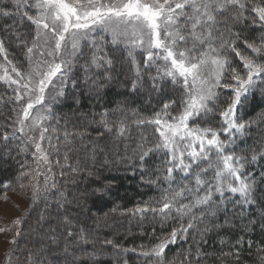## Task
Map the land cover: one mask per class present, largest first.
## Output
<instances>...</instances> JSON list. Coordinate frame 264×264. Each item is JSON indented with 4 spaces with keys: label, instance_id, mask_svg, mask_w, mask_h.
I'll return each instance as SVG.
<instances>
[{
    "label": "snow or ice",
    "instance_id": "6c2138e0",
    "mask_svg": "<svg viewBox=\"0 0 264 264\" xmlns=\"http://www.w3.org/2000/svg\"><path fill=\"white\" fill-rule=\"evenodd\" d=\"M250 3L251 0H9L11 7L0 6V17L11 18L14 23L5 25L4 32L9 34V41L14 37L16 46L26 49L29 68L25 71L22 65L8 58L5 38H0V55L3 56L0 82L13 90L14 96L9 97L8 102L14 100L17 105L13 109L12 131H5L0 139L5 143L10 139L18 140L22 145L21 152L29 151V146L34 148L36 176L44 175L43 191L47 193L56 189L59 192L56 203L63 207L65 193L47 174L53 171L50 158L64 148L67 161L71 151L69 137H83L85 132L65 131L64 143H60L57 129L46 125L52 119L51 108L44 107L46 90L53 86L54 78H58L61 85L53 100L65 96L64 82L70 78L71 63L66 57L77 58L78 54H83L81 41L91 40V56L86 57L83 65L85 72L106 68L103 79L111 80L114 59L104 50V37L95 35L109 33L110 43L115 47L123 45L126 50L130 91L147 89L149 94L159 95L171 88L178 94V100L163 103L151 116H143L136 110L129 113L120 106L112 112L105 110L100 113L98 121H93L104 130L97 132L98 137H103L106 132L115 133L117 139H130L133 127L152 129L147 134L141 131L139 139L126 144L125 150L131 148V156L138 159L142 171H147L143 166L150 156L162 155L157 171L164 173L162 178L168 187L163 189L155 206L149 202L128 211L132 216L159 215L162 221L169 218L173 209L181 219L191 216L187 225L181 223L172 228L167 236L158 238L157 243L137 253L155 264H165L166 250L170 245L185 240L189 230L206 217H216L221 211L227 213L230 203L235 218L237 207L255 203L258 182H264V171L258 177L255 171H248L249 166L264 159V147L259 150L253 147L240 153L235 150L237 141L245 136V130L253 123L244 121L237 113L249 94L264 83V62L244 55L238 49L241 34L232 30L249 19L254 27L264 29V0L250 8L255 14L251 17L245 15ZM20 27L25 31L21 32ZM261 40L264 41V37ZM243 43L256 57L264 55V43L255 45L247 40ZM138 50L142 60L137 59ZM226 52L239 58L240 70L231 67L228 56L222 55ZM229 72V82L224 83ZM10 73H14L15 78ZM89 79L91 77L86 75L85 81ZM72 86L78 87V81L72 80ZM91 87L103 88L104 84L97 78L92 80ZM222 90L231 92V97L221 100ZM41 108L43 112L39 110ZM173 111H176L175 115ZM53 139L57 143L53 144ZM42 165L47 167L42 168ZM55 165L65 166L59 160ZM67 166L72 173L79 170V163ZM175 173L182 174L181 180L188 183L181 182L178 188H174L177 183ZM28 175L23 171L20 173L21 177ZM106 191L107 188L96 189L94 194L103 196ZM40 195L39 185L33 184V204ZM237 196L239 198L234 200ZM181 199L189 202L180 203ZM193 210L201 214L197 216ZM240 216L243 218L242 212ZM21 223L22 218L13 221L17 227ZM59 223L66 229L67 238L76 236V243H93L83 228L78 234L73 231L74 222L69 217L65 216ZM207 230L205 227L204 231ZM51 231L55 232V229ZM20 234L17 230L9 243L15 246ZM52 240L56 242L55 237ZM240 242L237 241V245ZM100 244L113 245V241L107 239ZM113 247L121 250L119 246ZM64 251H68L67 246ZM131 251L136 252V249ZM11 252L9 249L6 264H11ZM197 252L199 255V249ZM31 259L32 254L29 255ZM261 259L264 261V257ZM190 261V255H185L181 264H190Z\"/></svg>",
    "mask_w": 264,
    "mask_h": 264
},
{
    "label": "trees",
    "instance_id": "16d2710c",
    "mask_svg": "<svg viewBox=\"0 0 264 264\" xmlns=\"http://www.w3.org/2000/svg\"><path fill=\"white\" fill-rule=\"evenodd\" d=\"M8 3L5 5L0 2V6L11 7ZM257 3H261V0H251L249 12L245 13L246 16L255 15L250 12V8ZM13 23L11 18L0 17V38H5L8 58L24 67L26 49L17 47L14 37L9 41V34L4 32L5 25ZM19 30L24 32L25 28L20 27ZM232 30L241 34L238 49L244 55L264 62V55L256 57L243 43L244 40L255 45L264 43L261 40V37H264V29L254 27L249 19V22L239 23ZM110 47V55L114 59L111 70L112 79L104 82L101 74L100 81L104 87L92 88L87 87L79 77H75L74 80L78 81V87L71 86L66 90L65 96L54 109L59 123H52L53 128L57 129V134L61 137V144L64 143L62 134L69 131L71 126L73 131H85L83 139L85 138L87 143H91L93 147L101 151L93 152L92 156L87 149L81 146L82 143L78 141L80 139H73L70 136L71 151L68 152V160L60 161V164L65 166L55 165V161L59 158L58 155L50 158L53 161V171L50 176L57 182V188L65 193L63 207H58L56 203L59 198V192L56 189H51L47 193L41 189L40 197L33 207L27 209L21 225L14 228L15 233L19 230L21 234L16 237L18 245H12L11 264H35L32 259L29 260V255L32 254L33 258L40 247L45 245L42 238L45 236L44 228L50 229V227L54 228L58 235L51 232L47 235L50 238L55 237L57 244L40 253L48 264H155L154 261L138 256L137 253L150 248L158 242V238L167 236L172 228L179 227L181 223L187 225L191 219V216L181 219L175 209L170 213L169 218L163 221L159 215L153 216L152 213H147L143 217L139 214L132 216L128 211L149 202L155 206V202L163 194V189L168 187L162 178L164 173L157 171L163 157L162 155L150 156L143 166L147 171H142L138 159L131 156V148H129V154H124L129 160H124L123 154H120L118 150L122 144L118 145L115 151L113 146L115 143L113 141L110 147L111 139L106 132L103 137H98L97 132L104 130L93 121H98L100 113L105 110L112 112L120 106L125 107L129 113L136 110L143 116H151L153 111H158L163 103L178 100V94L172 92L171 88L159 95L149 94L147 89L130 91L129 65L127 61L123 63L125 61L123 52L118 48ZM223 55L228 56L232 68L237 70L242 68L239 58L234 53L226 52ZM2 57L0 55V60ZM230 75V72L225 75L224 83L229 82ZM116 80L122 81L123 86L118 87ZM262 90H264V83L259 84L254 92L249 94L243 107L237 113L243 117L244 121L253 122L245 130V136L237 141L235 149L237 153L253 147L257 150L264 147V91ZM8 93L0 83V98H2L0 99V137L5 131L11 133L10 125L15 116L13 112L15 102H8V98L13 95L10 90ZM231 95V92L222 90L220 98L223 100L230 98ZM135 129L138 130V128ZM141 131L143 130L139 132ZM145 132L146 134L151 133L148 129ZM138 134L132 133L130 139L119 141L132 144L134 140L139 139ZM112 135L115 136V133ZM61 150L66 151L64 148ZM72 150H75L74 154H71ZM62 154L65 156L64 153ZM247 154L251 155L250 152ZM27 158L30 159L28 154L20 153L18 140L10 139L5 143L0 139V196L6 185H15L16 177L19 175V178L20 173L26 171V168H21V165H24L23 159ZM77 163H79V170L72 173L67 165L76 166ZM248 171H255L258 177L260 172L264 171V159L249 166ZM61 172L64 173L63 176ZM174 177L177 181L173 185L174 188H178L181 182L188 183L187 180H181L182 174L180 173H175ZM258 183L254 204L244 208L237 207L235 218H233V205L230 203L227 205V213L221 211L216 217H206L203 222L197 223L186 234L185 240H178L176 244L167 248L165 264L168 262L181 264L185 255H190V264H264L261 259L264 257V182ZM103 188H107L105 195L94 194V190ZM238 198L237 196L234 200ZM179 202L188 203L189 201L181 199ZM193 211L197 216L201 214L200 211ZM241 212L243 218L240 216ZM42 216L44 217L43 224L40 222ZM65 216L73 220L74 232L78 234L83 228L93 243H76V236L67 238L66 229L59 223ZM95 225L99 227L96 228ZM205 227L208 229L206 232ZM107 239L112 240L113 245L119 248L136 249V254H131L126 261H123L121 257H113V259L99 257L98 254L102 253L113 256V246L107 248L108 245L101 246L100 244V241ZM237 241H241L239 245ZM66 246L68 251L63 252Z\"/></svg>",
    "mask_w": 264,
    "mask_h": 264
},
{
    "label": "rangeland",
    "instance_id": "374dc122",
    "mask_svg": "<svg viewBox=\"0 0 264 264\" xmlns=\"http://www.w3.org/2000/svg\"><path fill=\"white\" fill-rule=\"evenodd\" d=\"M7 1L9 2V0H0V2H3L5 5L8 3ZM95 35L97 36V38H99L100 35H102L104 37V50H105V52L108 53V55L110 57H112L110 55V49H111L110 46H112V48L115 47V46H113L110 43L111 35L109 33H107V32L97 33ZM81 47L83 49V54L82 55L78 54L77 58H73L71 56L66 57L67 59H69L71 61V63L69 65L70 71L68 72V76L70 78L66 82H64L65 83V93H66V90L69 87L72 86V80H74L75 77H79L80 79H82V81L85 82L87 87L91 86V83H92L93 79H97V78L100 79V78L104 77L103 74L106 71V68L105 69H99V70L93 68L90 72L86 73L85 69L83 67V65H85V63H86V57L90 58V56H91V51H90L91 40L81 41ZM115 48H118L121 52H123L122 54H124V57H125V61H123V63H125L126 62L127 53H126V50L123 49V45H121L119 47H115ZM223 54L224 53H222V55ZM136 56H137L138 60H142V54H141V52L139 50L137 51ZM25 59H26V63L24 64L23 70L27 71L28 68H29V64L27 62L26 55H25ZM0 62H3V57H2V60H0ZM10 74L13 75V77L15 78V74L14 73H10ZM101 74H102V77L100 76ZM0 75H3V70L2 69H0ZM86 75L90 76L91 79H89L88 81H85V76ZM102 80H104V79L102 78ZM105 81L106 80H104V82ZM106 82H108V80ZM0 83L2 84V87L6 89L7 93L10 90L11 94L14 96L13 90L9 89L8 85L6 83H4V82H0ZM60 85H61V80L58 79V78H54L53 86L46 90V100H45V106L44 107H50L51 108V114H52V119L50 121L46 122V125L50 124L51 127H53L52 123H56V124L59 123L58 118L55 116L56 114L54 113V109L56 108L57 104L60 102V100L63 97H57L55 100H53V97L59 91ZM116 85L118 87H122L123 83H122V81L120 82L119 80H116ZM15 87L16 86H13V88H15ZM7 88L9 90H7ZM8 95H9V93H8ZM16 107H17V105H16V102H15V107L14 108H16ZM39 110L41 112L44 111L43 108H41ZM173 114L175 115L176 112L173 113ZM73 123H74V126H76V122L74 120H73ZM69 128H71L68 131L69 133H74V132L78 133V131H73L71 126ZM140 130L141 129L137 130L135 128H131L130 131H131V133H136L137 134V133H140L139 132ZM143 131H145V130H143ZM148 131L150 132V131H152V129L148 128ZM18 135H19V133H18ZM107 136L108 137L110 136L109 138L111 139L110 147H111V143H113V141H114L115 144H113V146H114V150L115 151H117L116 150L117 146L122 144L120 149H118L119 153L123 154L124 160H129V158H127V156L124 155L125 153L129 154V150L130 149H128L127 151L125 150V145L127 143L120 142L119 140H123V139H117L112 134L108 135V133H107ZM83 137H85V135ZM83 137L76 136L75 138L77 140L80 139L78 141L82 143L81 146L83 148L87 149L89 154H91L93 156V152L96 153V151H98V152L101 151V149H96L95 147H93L91 145V143H87L85 141V138L83 139ZM55 141L56 140L53 139L52 143L55 144L56 143ZM18 146H19V151H20V148L22 147V145H21V143L19 141H18ZM32 151H34V148H32L31 146H29V151H27V152H21L20 151L21 154L25 153V154H28L30 156V159H28V158L25 159V160L23 159V162H24V165H25V168H26L25 172L29 173V175L26 176V177H21L20 176L19 178H18V176H19L18 175L16 177V179H15V182H14L17 185L16 184H15L16 186L12 185V184H9L8 186L6 185L4 192L0 196V229H4L3 232H0V264H6V258L9 255V249H12V244H10L9 242L12 240V238L15 235L14 228L17 227V226H15L13 224V221L16 220L17 218H22L23 219L27 209L30 208L31 206L33 207L32 185L33 184H38L40 189H43V186H44V175L42 174V175L36 176L37 164H36V161L34 160V158L32 156ZM74 151L75 150H72L71 154H74L75 153ZM62 153L65 154V152L63 150H61L60 153L58 154L59 158H57V160L64 161V155ZM115 162H117V161H115ZM41 167L42 168H46L47 166L42 165ZM47 174L49 176L51 175V173H47ZM20 181H21V183H20ZM40 222H41V224L44 223L43 220H41ZM95 227L98 228L99 226L95 225ZM51 229H52L51 227H50V229H45L44 228V235L45 236H43L42 238H43V241L45 242V245L43 247L41 246L40 250L32 258V260L34 261L35 264H48L47 260H44V257H42L40 255V253H42V251H47V249L50 246H55L57 244V242L53 243L52 238L48 237V235H47L50 232L52 234H57L58 235V233H55V232L51 231ZM16 245H18V244H16ZM112 246L113 245H108L107 248H110ZM120 249H121L120 251H117V249L115 247H112V251H114L113 256H112V254L108 256L106 254L104 255L103 253L102 254H98V256L101 257V258L109 257L110 259H113V257L114 258L121 257L123 261H126V258L129 257L131 254H136V252L131 251L132 249H134V248H131V247L130 248H125V249H129V251H127V252H124L122 248H120ZM110 251H111V249H110ZM63 252H65V251L63 250ZM42 255L44 256V254H42ZM138 256H140V255H138ZM82 257H85V256H82ZM11 261H12V252H11Z\"/></svg>",
    "mask_w": 264,
    "mask_h": 264
}]
</instances>
